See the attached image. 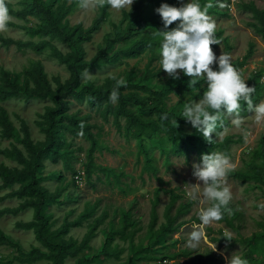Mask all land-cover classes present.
<instances>
[{"label": "rangeland", "instance_id": "374dc122", "mask_svg": "<svg viewBox=\"0 0 264 264\" xmlns=\"http://www.w3.org/2000/svg\"><path fill=\"white\" fill-rule=\"evenodd\" d=\"M11 17L8 31L0 33V37L10 38L14 41H30L35 44L48 42L63 53L69 48L57 39L49 36H33L24 28H37L41 20L37 16H24L18 18L14 12L21 11L28 6L27 0H5ZM44 4L53 10L60 7L69 8L65 21L69 27L80 24L83 29H88L97 18L100 9H79L78 0H43ZM136 0L132 6L135 5ZM191 0H159L157 5L148 11L152 22L135 32L125 42H119L112 46L109 55L119 52L118 58L109 63L89 69L94 75L87 82L82 78L83 84H92L95 87L102 86L111 79H123L126 83L136 87H146L149 90H166L165 110L173 116L183 120L182 128L186 135L204 139L183 117V109L186 103L198 102L206 90V82L198 87H188V77L180 73V78L173 80L167 76L159 64V49L161 37L156 30H163L161 17L156 9L161 4L181 7ZM198 2L201 8L211 2L214 6L208 10V15L215 21L216 29L214 37L220 33L219 45L211 46L213 53L219 57L225 52L226 43L230 48L228 55L231 63L242 61L249 48L252 55L243 66L237 68L242 78L247 83L249 77L256 73H262L257 82L262 88L260 95L253 100L254 106L264 101V32H258L252 25H258L251 11L246 9L250 4L257 9H264V0H193ZM218 3H225L227 7L221 9ZM129 9L116 12L108 6L104 21L99 26L89 42L83 45L86 60H91L98 51L104 47L105 40L112 36L116 29H123L126 22H121L123 13ZM178 23V22H177ZM176 27V23L169 29ZM143 41L145 44L153 43L154 46L139 47L137 44ZM40 64L48 79L59 77L61 81L68 78V72L63 65L50 57L49 49L38 54L29 49L17 50L14 46H0V87L4 84L1 80L2 72L20 74L24 68L31 64ZM213 70L218 65H213ZM202 79L198 81L200 83ZM20 83L23 82L20 77ZM197 83V84H198ZM178 86L190 89L189 91L173 90ZM251 87V86H250ZM254 87V86H252ZM135 92L145 101H150V95L144 90L135 88L126 90ZM116 103H112L115 106ZM51 106L49 101L29 99L24 95L0 98V111L4 112L11 123L14 136L4 138L0 128V150L18 148L23 150L20 139L23 136L22 124L27 126L30 137L34 142H42L43 134L39 129L41 115ZM127 108L140 119L154 120L157 117L149 116L137 105L129 104ZM69 114H76L85 119L89 124L91 133L96 139V149L93 153V167L90 178L84 174V164L89 148V141L83 136L65 135V141L69 145L68 151L72 156L68 157V166L62 160L57 163L44 161L43 170L40 173L41 185L49 193H58L55 201L49 204L46 214L53 223V229H57L64 222L74 221L85 209L93 211L92 216L82 223L81 227H72L64 236L65 239H73L80 242L93 220L103 213L107 214L106 220L99 226L96 236L89 243V248L80 252L74 258H68L64 264H76L77 259H83L84 264H124L132 256L129 241L123 240L120 231L125 229V234L132 236L135 249H147V259L134 261L133 264H213L210 259L227 264L225 257H231L233 253L240 255L251 251L254 256L252 264H264V239L256 244L246 245L241 239L249 238L253 234H264V210L258 205L264 203V184L256 178L238 179L234 173L254 175L252 165L260 168L264 160V123L258 124L254 119V113H240L243 123L239 128L231 123V118L222 116L218 121L216 136L214 132L212 147L202 150H190L187 153L175 152L174 135L172 133L145 129L140 135L135 125H129L124 116L115 118L113 115L104 117L103 107L90 106L86 101L70 100ZM222 125V126H221ZM228 140L227 148H218L224 140ZM219 152L229 157L234 169L228 173V185L232 192V199L228 207L232 213L225 212L226 220L213 222L206 226L205 238L197 248L187 246L192 224H199L198 212L201 207L208 204H200L193 201L187 195L189 191L186 184H196L193 177L194 163H200L204 154ZM263 154V155H262ZM0 164L8 168H20L14 161L0 155ZM1 183V182H0ZM17 186L0 191V197L14 191ZM171 195L176 199L173 203L170 215L174 216L181 210L174 225L179 224L176 233L157 236L156 231L160 225L165 224L164 216L166 207L170 203ZM20 201L17 199H5L0 202V211L16 208ZM157 214V221L153 229H150L152 209ZM32 219V210H25L17 215H0V231L13 242L16 247L0 246V262L11 260L18 251L28 252L32 248L42 249L31 231L18 229L17 225L26 223ZM239 227V228H238ZM113 235L110 243L111 249L119 251L117 259L106 258L101 254L105 240L111 232ZM231 241L224 237L229 236ZM216 246V250L214 251ZM163 257H170L161 261ZM13 264H26L17 263ZM33 264H48L45 261Z\"/></svg>", "mask_w": 264, "mask_h": 264}, {"label": "trees", "instance_id": "16d2710c", "mask_svg": "<svg viewBox=\"0 0 264 264\" xmlns=\"http://www.w3.org/2000/svg\"><path fill=\"white\" fill-rule=\"evenodd\" d=\"M27 2L28 6L21 11L14 12V16L18 18L24 16H37L40 18L41 24L37 28H18L26 30L33 36H49L53 39H57L61 43L67 45L69 51L63 53L48 42L35 44L30 41L19 42L3 37H0V46H14L17 50L29 49L38 54L49 49L50 57L66 68L68 78L64 81H61L59 77L48 79L41 65L37 63L24 68L20 74L1 73V80L4 84L0 87V98L2 100L11 96L24 95L29 99L49 101L51 106L41 115V121L38 125L40 132L44 136L42 142H34L30 137L27 126L23 123V136L20 139L23 150L18 148L0 150V155L14 161L20 167L8 168L0 164V191L17 186L16 190L0 197V202L5 199H17L20 201L16 208L2 210L0 211V215H17L25 210L31 209L32 219L26 223L18 224L17 227L21 230L31 231L35 241L41 245L43 250L32 248L28 252L18 251L11 260L6 262L1 261L0 264H13L14 262L33 264L40 261H45L48 264H64L66 259L74 258L80 252L89 248V243L95 238L97 229L107 218L106 213L95 218L83 239L78 243L70 238L65 239L64 236L68 233L70 228L81 227L82 223L92 216L93 211L91 209H85L74 221L64 222L57 229H53V223L50 221L49 215L46 214L49 204L57 199L58 193H49L48 190L41 185L40 173L43 170L44 161L57 163L58 160H62L64 165L69 167L67 159L72 156V151H68L69 145L65 141L66 134L72 136L83 135L89 141L86 162L84 164V174L87 179L90 178L93 167V153L96 149L97 142L90 131L92 127L89 124H85V119L79 118L76 114H69L70 100L86 101L90 106L96 108L103 107L105 118L110 114L115 118L124 116L129 125H135L137 127L138 135L145 129H151L153 131L161 130L163 132L172 133L174 135L173 142L175 143V152L177 154L187 153L193 149H208L212 147V144L207 143L204 139L199 137L184 134L182 128L183 120L173 116L171 113H167L165 110L164 101L166 90L154 91L146 87H136L135 85L126 83V86H121L119 88V98L115 106H113L112 102L109 100V96L116 86L117 79L108 80L99 87H95L89 83H82L81 74L86 69H92L118 58V51L109 55L114 44L125 42L135 32L148 26L152 22V19L147 13L157 5L159 0H136L135 5L132 6L131 12L129 9L128 12L122 15L121 22H126L124 28L116 29L114 34L105 40L104 47L89 61L85 58L83 45L90 41L92 34L98 30L99 26L104 21L108 9L107 5L100 9L97 18L94 19L91 26L88 29H83L80 24L69 27L65 21L69 13V8L63 9L60 7L53 10L46 6L43 0H27ZM246 9L251 11L253 17L258 21V25L253 24L252 27L258 32H264V9L259 10L252 4L248 5ZM8 26H13V24L8 23ZM219 36L220 33L214 38ZM159 45L161 44L159 43ZM137 46L145 48L154 46V44H145L143 41H140ZM251 50L252 48H249L242 61H235L232 64L233 67L237 69L243 66L252 55ZM229 51L230 48L226 43L224 53L228 54ZM261 76L262 73H256L249 77L246 83L249 87L254 86L255 88V92L252 94V100L256 99L261 93L262 87L257 83ZM20 77L23 79L22 83L19 82ZM205 82L206 81L203 80L195 86L198 87L199 84ZM135 88L147 92L150 95V101H145L135 92L130 91L125 93L126 90ZM173 90L189 91L190 89L178 86ZM240 103V113L247 112L245 102L241 101ZM129 104L137 105L149 116H156L157 122L154 120L144 121L140 119L127 108ZM164 114H167V120L161 119ZM173 120H177V124L172 123ZM81 124H83V128L80 127ZM0 128L1 135L4 138H11L14 136L11 123L6 114L2 111H0ZM227 143L228 140L226 139L218 145V148L225 150L227 148ZM251 170L254 171V175L234 173L233 176L238 179L256 178L258 182L264 184V160L260 168H257L256 165H252ZM175 199L176 197L171 195L170 203L166 207L164 213L166 222L157 229V236L173 234L179 230V224L174 225V223L182 211L179 210L174 216L170 215ZM223 220H226L225 213ZM156 221L157 214L153 208L150 229L154 228ZM120 233L123 240L129 241L132 250L131 258L124 264H133L134 261L147 259V253L149 252L147 249H135L132 243L133 233L127 235L125 234V229L121 230ZM114 234H118V231L116 233L111 232L110 235L107 236L101 250V254L106 258H118L119 251L111 249L110 247ZM262 239H264V234H253L249 238L241 239L240 242L250 246ZM6 245L16 247V245L0 231V246ZM167 259L172 260L170 257H163L161 261ZM243 259H246L248 264L254 262V256L249 250L243 254ZM210 261L213 264H221L220 261L213 258H211ZM76 264H84V260L79 258L76 260Z\"/></svg>", "mask_w": 264, "mask_h": 264}, {"label": "clouds", "instance_id": "9594fccd", "mask_svg": "<svg viewBox=\"0 0 264 264\" xmlns=\"http://www.w3.org/2000/svg\"><path fill=\"white\" fill-rule=\"evenodd\" d=\"M133 3L134 0H78L77 6L79 9L89 10L104 8L107 5L116 12L124 9H130L131 12ZM213 6L209 2L202 9L198 2L191 0L181 7L161 4L155 10L163 23V30H156L155 33L161 37L159 49L161 70L173 80L179 79L182 72L189 78L188 87H194L201 79L206 81L207 88L199 101L184 105L183 117L209 144L215 142L212 134L216 133L218 121H221L222 116L230 117L231 123L237 128L241 126L243 123L240 114L241 101L245 102L248 112L254 113V119L258 124L264 123V101L254 106L252 100L255 88L245 83L241 73L233 67L228 54L222 53L217 57L212 51L211 45L220 43L214 38L215 21L208 15V10ZM217 6L223 9L228 5L218 3ZM10 20L6 2L0 0V33L8 31ZM174 23L176 27L169 29ZM214 64L218 65L217 70H213ZM81 76L87 82L94 75L86 69ZM121 86H126L122 78L116 80V86L109 96L112 103L117 102ZM161 119L167 120V114ZM172 123L177 124V120H173ZM80 127L83 128V124ZM219 135L222 133H216L217 137ZM192 168L197 183L186 184L189 189L187 195L193 201L209 205L200 208L198 212L200 223L191 226L187 246L194 249L205 238L206 226L222 220L225 212L232 213V209L228 207L232 199L228 173L234 169V165L228 156L212 152L202 155L201 162L194 163ZM258 207L264 210V203ZM224 238L231 241L230 235ZM225 259L227 264H248V261L237 252Z\"/></svg>", "mask_w": 264, "mask_h": 264}]
</instances>
